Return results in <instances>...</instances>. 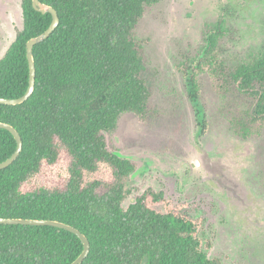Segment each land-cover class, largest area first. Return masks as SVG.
<instances>
[{
	"label": "trees",
	"instance_id": "trees-1",
	"mask_svg": "<svg viewBox=\"0 0 264 264\" xmlns=\"http://www.w3.org/2000/svg\"><path fill=\"white\" fill-rule=\"evenodd\" d=\"M163 0H40L59 23L32 49L35 81L24 102L0 103V121L22 139L18 157L0 170V217L52 219L89 240L80 264H225L208 257L197 220L152 188L123 205L136 164L110 148L106 134L122 113L152 118L153 77L135 29ZM22 28L0 58V97L16 98L29 84L26 42L49 26L52 15L21 0ZM225 22L209 25L196 59L183 67L192 100L199 75L225 97L230 124L243 138L264 130V41L235 64L220 54ZM200 132L206 121L198 119ZM0 128V162L16 148ZM83 244L50 225L0 224V264H70Z\"/></svg>",
	"mask_w": 264,
	"mask_h": 264
},
{
	"label": "rangeland",
	"instance_id": "rangeland-1",
	"mask_svg": "<svg viewBox=\"0 0 264 264\" xmlns=\"http://www.w3.org/2000/svg\"><path fill=\"white\" fill-rule=\"evenodd\" d=\"M225 22L220 54L228 64L255 54L264 41V0H163L135 29L153 77L146 122L119 115L106 134L136 168L126 182V206L146 189L163 192L197 220L208 257L225 264H264V130L236 133L207 74L192 100L183 67L196 59L206 28ZM21 0H0V58L22 28ZM206 121L200 132L198 119Z\"/></svg>",
	"mask_w": 264,
	"mask_h": 264
},
{
	"label": "water",
	"instance_id": "water-1",
	"mask_svg": "<svg viewBox=\"0 0 264 264\" xmlns=\"http://www.w3.org/2000/svg\"><path fill=\"white\" fill-rule=\"evenodd\" d=\"M32 6L35 10L40 11L42 13H46V12L51 13L52 19L49 26L45 29V31H43L41 34L33 38H30L26 42V56L29 65V84L27 90L20 97H16V98L0 97V103L2 104H8V105L19 104L24 102L26 99H28L29 96L32 94L34 89V81H35V64L32 53L33 46L46 39L52 33V31L57 27L59 23V17L57 15L56 10L53 7L41 3L40 0H32ZM0 128L9 130L14 136L17 143L14 152L8 158L0 162V170H1L7 167L8 165H10L18 157L22 149V139L19 133L17 132V130L8 123L0 121ZM0 224L50 225L74 233L82 241L83 249L80 252V254L70 264H80L88 255L90 249L89 240L80 230H78L77 228L73 227L70 224L61 221L52 220V219L0 217Z\"/></svg>",
	"mask_w": 264,
	"mask_h": 264
}]
</instances>
